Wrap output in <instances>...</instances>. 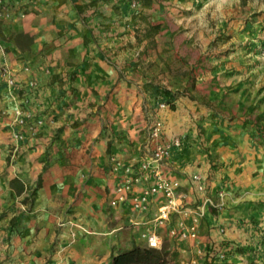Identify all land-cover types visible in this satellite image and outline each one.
<instances>
[{
	"label": "crops",
	"instance_id": "crops-1",
	"mask_svg": "<svg viewBox=\"0 0 264 264\" xmlns=\"http://www.w3.org/2000/svg\"><path fill=\"white\" fill-rule=\"evenodd\" d=\"M140 3L136 11L131 0H26L13 4L0 20L4 47L0 68L9 67L19 83L15 99L0 74V264H54L61 259L73 264H109L112 251L132 243L147 245L138 238L145 224L132 223L144 215L108 202L109 188L115 182L110 158L141 148L143 135L138 131L143 126V100H149L162 115V141L169 143L181 131L189 134L187 141L172 147L171 173L187 184L189 172L207 169L206 153L196 151L190 132L200 121L196 118L206 125L211 115L201 102L207 97L203 86L210 85L212 93L228 79L210 65L207 51L196 61L199 49L190 46L195 57L186 60L182 50L187 43L175 46L180 69L175 75L167 73L159 34L151 45L141 35L144 21L156 16L159 6L155 1ZM20 32L28 38L17 42ZM27 62L30 71L22 69ZM166 77L177 84L167 86ZM32 78L37 88L28 87ZM179 84L190 90L191 97L178 93ZM165 96L171 97L173 108H158ZM22 100L33 112L31 122L41 117L43 123L33 136L23 128V140L16 141L14 110ZM210 143L214 159L227 163L241 156L255 158L261 151L245 137L240 142L216 138ZM15 176L36 190L24 226L7 238V226L20 207L21 196L9 185ZM236 216L226 213L220 227L214 215L207 214L202 238L195 241L171 239L165 227L156 231L168 250L173 245L184 250L203 242L212 246L208 258L214 264H244L243 254L235 247L264 233L257 230L264 225L242 224ZM32 227L33 239L28 237Z\"/></svg>",
	"mask_w": 264,
	"mask_h": 264
},
{
	"label": "rangeland",
	"instance_id": "rangeland-1",
	"mask_svg": "<svg viewBox=\"0 0 264 264\" xmlns=\"http://www.w3.org/2000/svg\"><path fill=\"white\" fill-rule=\"evenodd\" d=\"M153 1L158 4L159 10L153 18L151 14L147 15L151 18L144 21L141 35L151 45L156 42L154 35L159 34L158 38L165 45L167 73L175 75L180 69V55L178 51L175 52V46L187 43L189 46L182 48L186 60L195 57L190 46L199 49L196 61L207 51L210 65L219 69L218 74L222 72L228 79L225 85L212 93L208 91L210 85L201 89L207 96L201 102L211 115L208 114L206 125L201 118H196L200 121L195 124L190 135L196 141V151L206 153L209 158V165L207 158L204 161L207 169L201 173L206 180L207 191L205 195L193 191L189 181L190 175L197 173L193 170L187 175V184L181 187L185 198L194 204L203 203L207 195L212 198L213 204L205 205L201 225L207 214H213L218 220L216 225L221 227L219 222L226 213L237 215L242 224L255 226L261 222L264 225V55L260 53L264 47V0H145V3L149 5ZM220 81H212L211 84L216 85ZM174 84H177L175 80L166 77L167 86L172 87ZM177 91L183 96L192 95L182 84H179ZM170 98H162L159 103L163 102L165 106L160 107L158 104V108L171 109ZM141 104L144 118L138 134L143 135L141 149H144L150 125L161 119L162 115L158 114L157 107L149 100H143ZM105 120L109 124L108 117ZM188 135V132L181 131L169 143L179 145ZM243 137L261 147L259 156H241L227 163L214 159L209 153L212 139L220 138L223 141L229 138L240 142ZM160 138L163 140L162 133ZM35 190L31 191L32 200ZM189 190L191 192L188 194ZM30 199L23 203L20 198V207L15 209L7 226V238L19 234V228L24 226V217L33 209ZM28 223L31 224L30 221ZM201 225L199 239L203 233ZM55 227L59 225L55 223ZM257 230L264 232V227ZM256 235V238L235 247V250L243 254L244 264H256V253L264 243V233ZM28 237L33 239V227ZM196 244L184 250L176 245L171 246L168 250L170 264H214L208 258L211 257L208 250L213 251L212 246H205L203 242ZM28 252H32V249ZM23 264L28 263L23 261Z\"/></svg>",
	"mask_w": 264,
	"mask_h": 264
},
{
	"label": "built area",
	"instance_id": "built-area-1",
	"mask_svg": "<svg viewBox=\"0 0 264 264\" xmlns=\"http://www.w3.org/2000/svg\"><path fill=\"white\" fill-rule=\"evenodd\" d=\"M26 0H0V20L8 14L13 4H21ZM132 7L138 11L140 0H131ZM0 38V49L3 50ZM264 55V47L260 50ZM22 69L30 71V64L23 63ZM0 74L4 79L6 89L10 96L18 99L19 83L14 72L9 67L0 68ZM30 89L37 88L35 79L28 81ZM22 100L15 108V120L18 129L14 131L13 138L21 141L24 138L23 128H27L31 135L37 132V126L43 123L38 117L33 124V112L30 111ZM164 107L163 102L159 103ZM163 130V122L157 119L150 125L149 135L144 149H137L126 156L112 157L110 171L115 182L109 188L108 202L112 207L127 206L133 211L144 215V218L132 223H143L145 227L138 232V238L148 246L161 247L163 240L156 231L158 227H165L168 236L178 241H195L198 239L199 226L205 214V205L213 204L212 198L207 195L201 204H194L185 198L182 191L183 184L180 179L171 173L169 163L172 158L174 144L160 139ZM175 142V144H177ZM193 191L205 195L207 183L199 172L189 177ZM155 205V208H154ZM31 264V263H29ZM54 264H73L69 260H58ZM256 264H264V243L256 253Z\"/></svg>",
	"mask_w": 264,
	"mask_h": 264
},
{
	"label": "trees",
	"instance_id": "trees-1",
	"mask_svg": "<svg viewBox=\"0 0 264 264\" xmlns=\"http://www.w3.org/2000/svg\"><path fill=\"white\" fill-rule=\"evenodd\" d=\"M23 38L27 39L28 34L20 32L15 36L17 42ZM173 107L174 105L171 103V108ZM109 149L110 142L107 143V151ZM9 185L14 189L16 195L22 197L23 203H26L30 199L31 191L36 189V187L29 188L16 176L9 180ZM37 186H40V182L37 183ZM30 200V203L32 204L33 200ZM170 261L171 259L166 245L153 247L136 243H132L129 248L112 251L109 257V264H170Z\"/></svg>",
	"mask_w": 264,
	"mask_h": 264
}]
</instances>
